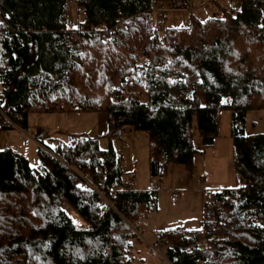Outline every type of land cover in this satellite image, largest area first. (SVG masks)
<instances>
[{
    "label": "trees",
    "instance_id": "16d2710c",
    "mask_svg": "<svg viewBox=\"0 0 264 264\" xmlns=\"http://www.w3.org/2000/svg\"><path fill=\"white\" fill-rule=\"evenodd\" d=\"M208 1L217 13L201 19L190 0H0V131L26 126L30 112L99 111L107 139L101 148L100 135L77 133L38 146L36 166L0 148V264H128L129 224L157 211L156 190L126 187L111 140L124 125L144 131L150 177L170 163L189 170L192 121L209 144L223 109L239 184L202 201L197 227L154 239L173 264H264V132L242 131L246 112L264 109V0ZM72 2L86 30L66 27ZM156 8L190 11L164 26Z\"/></svg>",
    "mask_w": 264,
    "mask_h": 264
},
{
    "label": "rangeland",
    "instance_id": "374dc122",
    "mask_svg": "<svg viewBox=\"0 0 264 264\" xmlns=\"http://www.w3.org/2000/svg\"><path fill=\"white\" fill-rule=\"evenodd\" d=\"M78 9L75 3L72 2L69 13L71 18L79 17L81 19L83 14H79ZM190 10L201 19L217 13L216 8L208 0H190ZM190 10H164L166 18L162 25L185 23ZM160 11L162 10L158 8L153 11L152 21L154 24ZM100 115H104L103 112H31L28 122L32 126L38 125L41 120L44 122L43 124H50L53 127L52 134L62 140L84 132L89 135H100L98 139L99 146L105 148L107 139L101 136L105 131V126L101 123ZM230 124V110H221L218 117L217 134L212 139V143L205 144L202 142L196 129L195 120H193L192 142L197 151L193 154L191 168L187 170L182 164L170 163L160 181L149 176L147 136L144 131L123 128L122 140L117 136L113 138L116 142L122 141L120 145H116V148L122 156V166L127 170L124 178L133 181L131 187L133 189H148L150 186L157 188L155 193L158 209L146 215L142 221V235L145 239L152 238V231L161 228L197 227L202 201L209 200L212 193L220 190L221 187L235 186L236 176L232 166L233 147L229 135ZM242 131L244 133L264 132V109L247 111L243 120ZM125 141H127V144H125ZM43 144L51 146V143L43 142ZM5 146L24 155L31 166L38 164L36 152L38 145L26 137L22 131L15 129L1 130L0 148ZM170 196L173 199H170ZM63 208L73 218L74 212L67 205H64ZM73 221L78 224L82 222ZM80 225H83V223ZM134 236L138 238V241L135 239L134 247L139 248V253H143L144 244L141 238L135 234ZM132 237L133 242L134 238ZM138 255L142 257V254ZM160 260L161 258H159Z\"/></svg>",
    "mask_w": 264,
    "mask_h": 264
},
{
    "label": "built area",
    "instance_id": "2783aa9c",
    "mask_svg": "<svg viewBox=\"0 0 264 264\" xmlns=\"http://www.w3.org/2000/svg\"><path fill=\"white\" fill-rule=\"evenodd\" d=\"M229 6L230 7H234L235 6V3L233 1H230L229 2ZM237 9H239L238 7H236ZM79 10V14H83V10L82 9H78ZM162 10V9H161ZM164 10L163 9L162 11H160L158 14H157V17H156V22L158 25H161L164 23L165 21V18H166V14L164 13ZM66 27L68 28H71V29H75V30H78V31H82V30H86L82 24V17L81 19L78 17V18H71V17H68L66 19ZM102 26L101 25H93L91 26L90 29H101ZM89 29V28H88ZM6 87V84L4 83L2 77L0 76V91L2 89H4ZM0 115L6 117L4 115V113L1 111L0 109ZM15 128L19 129L20 131H22L25 135H27L30 139H32L38 146L46 149V145L43 144V140L45 139V131L43 129H38V128H32L30 127L29 125H26L24 127H20L18 125H15ZM120 134V129L117 131V135ZM68 145L71 143V139L68 140V142H66ZM83 181L81 183V185L83 187L85 186H90L92 187V185H90L89 181L85 178H82ZM158 181L161 180V177H157L156 178ZM131 186V181L130 180H126V187H130ZM154 190H157L156 187L152 186ZM99 196L101 197L102 199V202L106 203V204H111L99 191H97ZM170 199H173V197L171 196ZM70 208V207H69ZM70 210L72 212H74L71 208ZM75 213V212H74ZM76 214V213H75ZM69 217H70V214H68ZM139 218L142 219V214H139L138 215ZM71 218V217H70ZM72 220V219H71ZM73 221V220H72ZM74 222V221H73ZM75 223V222H74ZM81 223L84 224V222L82 221ZM81 223H75L77 225H80ZM130 226V229L131 231L136 235V236H139L144 244V253H145V258H161V264H173L171 263L169 260H167L163 254H162V249H163V246L161 244V240L159 238L157 239H145L142 235V232H143V227L141 224H136V225H132V224H129ZM210 237L214 238V239H217L218 236L216 235H211V236H208V237H205V236H202L200 237L196 242L194 243H189L187 245H185V250L186 251H191L193 249V247H197V248H202L207 239H209Z\"/></svg>",
    "mask_w": 264,
    "mask_h": 264
},
{
    "label": "crops",
    "instance_id": "0c3cea01",
    "mask_svg": "<svg viewBox=\"0 0 264 264\" xmlns=\"http://www.w3.org/2000/svg\"><path fill=\"white\" fill-rule=\"evenodd\" d=\"M213 5V4H212ZM214 6V5H213ZM53 112H59V111H53ZM72 112H76V113H78L79 111H72ZM95 112H99V111H95ZM30 114H31V112L28 114V117H27V125H29L30 127H32V128H38V129H43L44 131H45V139L43 140V142H47V143H51V146H46V147H48L49 149L50 148H53L54 146H55V144L57 143V142H62V143H66V142H68V140H70L71 138L69 137V138H67L66 140H62V139H58L57 137L58 136H56V135H54V134H52V132H53V127L50 125V124H48V123H45V124H43L44 122L41 120V122L38 124V125H35V126H32V125H30V123L28 122V119H29V117H30ZM104 114V113H103ZM101 117H100V119H101V123L102 124H104V126H106L105 125V115H100ZM123 128H126L127 130H133L130 126H127V125H124V126H122V128H121V130H120V134H118V135H116L117 137H119L121 140H122V134H123V132H122V129ZM13 129H15V130H17V131H19V129H17V128H13ZM84 133H86V132H84ZM26 137H28L27 135H25ZM29 138V137H28ZM30 139V138H29ZM30 140H32V139H30ZM33 141V140H32ZM34 142V141H33ZM111 142H112V146H113V148H114V151L116 152V154H118V155H120V157H121V162H122V156H121V154L120 153H118V150H117V148H116V145L117 144H121L122 143V141H115V140H111ZM212 143V142H211ZM125 144H127V141H125ZM210 144V143H209ZM214 153H216L215 151H214ZM38 165V164H37ZM122 169H123V176L125 175V173L127 172V170H125L124 168H123V166H122ZM130 170V169H129ZM235 172V171H234ZM235 176H236V184L235 185H238L239 184V179H238V175H237V173L235 172ZM126 180H130L131 181V179H126ZM133 183V181H131V184ZM227 187H229V185H227V186H224V187H221V189H223V188H227ZM220 189V188H219ZM220 189V190H221ZM170 198H171V196H170ZM199 217H200V211H199ZM144 219V218H143ZM82 221V220H81ZM143 221V220H142ZM141 225H143L142 224V222H141ZM180 227V226H179ZM181 228H185V229H191V228H188V227H181ZM153 233H151V237L152 238H146V239H154V237H153V235H154V232L155 231H152ZM132 238H134V241L132 242V240H131V238L129 239V243H130V245H129V248H128V250H127V252H126V256L129 258V263L128 264H161V261H159V258H145V255H144V245H143V248H142V252L143 253H139L138 252V249L139 248H136V247H134L135 245H134V242L138 239V238H136L135 236H133ZM136 239V240H135ZM138 241V240H137ZM138 254H142L141 256L142 257H140Z\"/></svg>",
    "mask_w": 264,
    "mask_h": 264
},
{
    "label": "bare ground",
    "instance_id": "6f19581e",
    "mask_svg": "<svg viewBox=\"0 0 264 264\" xmlns=\"http://www.w3.org/2000/svg\"><path fill=\"white\" fill-rule=\"evenodd\" d=\"M71 219H73L75 221H78V222L81 221V219L76 214H74V213H73V218H71Z\"/></svg>",
    "mask_w": 264,
    "mask_h": 264
}]
</instances>
